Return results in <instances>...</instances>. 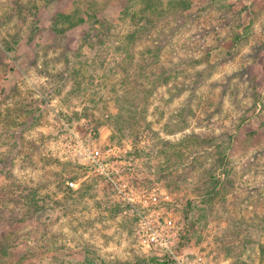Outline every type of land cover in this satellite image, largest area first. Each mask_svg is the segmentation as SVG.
<instances>
[{
	"label": "rangeland",
	"instance_id": "1",
	"mask_svg": "<svg viewBox=\"0 0 264 264\" xmlns=\"http://www.w3.org/2000/svg\"><path fill=\"white\" fill-rule=\"evenodd\" d=\"M132 1L0 0V264H264V0Z\"/></svg>",
	"mask_w": 264,
	"mask_h": 264
},
{
	"label": "trees",
	"instance_id": "2",
	"mask_svg": "<svg viewBox=\"0 0 264 264\" xmlns=\"http://www.w3.org/2000/svg\"><path fill=\"white\" fill-rule=\"evenodd\" d=\"M132 0H126V3H125V5H124V7H123V9H122V11H121V13H120V16H122V15H125L126 13H127V11H128V9H129V7H130V2H131ZM143 1V0H142ZM146 1V3H145V5H144V11L147 9V10H152L153 9V7H152V5H150L149 3H148V0H145ZM132 4H133V1H132ZM184 7H181L180 6V8H178L179 9V11H183L182 9H183ZM60 17L63 19V23H66L65 25L67 26V29H69V28H72V27H74V26H76V25H78V24H81V23H83V22H85L86 21V19L83 17V16H81V15H79V16H76L77 18H75V16H73V15H71V14H61V13H59V14H57V15H55V18L52 20V22H51V29H52V31L53 32H55V33H57V32H63V28H57V24L59 23V21H60ZM16 42H17V40L16 41H14V44H13V46L10 48L11 50H13V47H14V45L16 44ZM149 66V64H147V63H142V64H140L138 67H140L141 69H146L147 67ZM135 67V66H134ZM68 193V192H67ZM69 196V195H68ZM26 199V196H24L23 197V200H25ZM32 205V204H31ZM35 205V203L33 204V206ZM30 207V206H29ZM30 209H33V210H28L26 213H29V214H31L33 211H35V207H30ZM6 252V250H5V248H2L1 246H0V253L1 254H4Z\"/></svg>",
	"mask_w": 264,
	"mask_h": 264
},
{
	"label": "built area",
	"instance_id": "3",
	"mask_svg": "<svg viewBox=\"0 0 264 264\" xmlns=\"http://www.w3.org/2000/svg\"><path fill=\"white\" fill-rule=\"evenodd\" d=\"M89 157H91L93 160H95V161H97L98 159L96 158V156L95 155H93L92 153H90L89 154ZM69 184L71 185V186H73V182H69Z\"/></svg>",
	"mask_w": 264,
	"mask_h": 264
}]
</instances>
